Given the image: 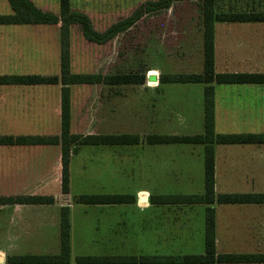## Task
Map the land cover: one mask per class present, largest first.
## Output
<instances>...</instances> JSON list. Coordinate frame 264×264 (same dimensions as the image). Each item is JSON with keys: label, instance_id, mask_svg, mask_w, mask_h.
Here are the masks:
<instances>
[{"label": "crops", "instance_id": "obj_1", "mask_svg": "<svg viewBox=\"0 0 264 264\" xmlns=\"http://www.w3.org/2000/svg\"><path fill=\"white\" fill-rule=\"evenodd\" d=\"M30 1L34 4L49 3L53 0ZM54 1L59 2V0ZM196 1L198 0L179 2ZM220 1L229 3L230 6V2L238 0H216L217 3ZM4 2L7 1L0 0V8L3 10H5ZM38 8L43 11L46 9L41 6ZM222 11L236 10L222 9ZM86 15L89 17L88 14ZM189 27L191 28L186 30V34H193L191 38L182 34L183 26L180 22H176L173 32L180 52L176 53L175 60H170L171 67L181 66L174 70H183L184 74H202L201 11L194 13V20L189 23ZM193 37L194 49L191 44ZM95 45L99 48L103 46ZM184 45H186L185 49L194 51V54L184 53L185 56H182ZM100 57H96L95 60H101ZM56 63L59 65L56 74H39L40 71L47 73L49 65L53 68ZM242 68L243 70H240ZM152 72H155L153 68L146 70L144 83L138 85L142 86V90L138 91L103 84L79 85L83 87L82 108L94 106L95 111L93 118L89 119L88 116L85 117L86 120L84 118L83 124H86L87 128L89 126V130L92 128L101 130L97 133L90 132L88 135H139L114 131L123 126L126 129L133 128L131 126L133 124H139L143 131L139 136L143 139L153 135L204 134L206 85L161 83L160 75L177 73L168 70L156 77ZM214 72L215 74L264 73V22H215ZM59 74V25H0V77L25 75L48 77ZM212 86L216 134L264 135V85L214 83ZM73 87L69 86L70 131H73L75 126L73 108L77 92ZM61 91L60 83L34 86L0 85V137L60 136ZM140 107L141 115L129 114V111L135 108L141 111L138 109ZM104 129L112 131L102 132ZM140 146H142L141 154L130 151ZM213 150L215 195L264 193V142L214 144ZM90 166L95 169V173H103L101 176L105 178L110 172V177L114 180L97 179V182L87 180ZM61 170L60 145H0V197L52 196L54 198L52 205L0 204V264H10L8 259L11 257L49 255L56 252L58 254L60 245L59 250L57 248L55 252L38 248L36 254L23 252L22 248L25 239L33 241L40 237L50 242V238L56 235L58 236L56 239L59 240L62 207L69 208L70 264H76L77 256L124 255L113 250L102 254L88 252L77 254L76 241L96 242L101 246L109 242L115 245L112 248L114 250L115 243L122 240L142 241L148 249L146 248V252L141 254H130L134 256L204 253V222L207 205L152 204L151 202L152 197L158 196L204 194V145L149 144L143 140L138 145L80 146L70 155V190L66 195L61 190ZM133 177L136 179L142 177L141 187L134 186ZM164 179H170L167 187L163 186ZM79 195H133L135 202L123 205L86 206L74 202V198ZM212 207L215 213L217 254L264 253V204L214 203ZM52 209L56 211L55 218L49 217L47 213ZM129 211L132 212V217ZM86 219L94 222L91 228L94 232L91 234L92 237L94 236L91 237L92 239L86 238L88 230H91L88 229ZM125 220L128 221L127 226L121 224ZM119 225L122 226L121 229ZM153 245L155 247L152 253L150 249Z\"/></svg>", "mask_w": 264, "mask_h": 264}, {"label": "trees", "instance_id": "obj_2", "mask_svg": "<svg viewBox=\"0 0 264 264\" xmlns=\"http://www.w3.org/2000/svg\"><path fill=\"white\" fill-rule=\"evenodd\" d=\"M12 11L0 15V25H57L60 42V74L58 76L25 75L0 77V85L23 86L62 84L61 93V134L60 136L0 137V145L18 146H61V190H70L69 163L71 153L80 146H125L138 145L143 140L149 144H201L204 145V187L203 195H168L152 197V204L207 205L205 209L204 253L201 255L177 254L162 256L134 255H87L77 256L76 264H264V253L217 254L215 243V213L212 205L217 204H264L263 194H219L214 192V144H239L264 142V135H218L214 130V91L212 84H261L264 73H223L214 72V23H261L264 11L223 12L216 0H201L203 31V72L202 74L160 75L161 83L205 84L204 88V134L197 136H147L139 135H77L70 131V89L71 85L103 84L105 86L142 85L145 74L116 73L110 75L71 73L70 35L71 27L79 26L83 38L93 44L104 45L117 34L130 28L151 8L168 9L174 1L158 0L146 3L134 11L127 19L111 25L105 32H97L90 18L81 12L71 10L70 0H59V12L53 14L36 7L30 0H6ZM148 10V11H147ZM157 10V9H156ZM81 205H123L135 202L133 195H79L74 198ZM52 205V196L0 197V204ZM60 250L55 255H24L11 257L10 264H70V221L69 208L60 209Z\"/></svg>", "mask_w": 264, "mask_h": 264}, {"label": "rangeland", "instance_id": "obj_3", "mask_svg": "<svg viewBox=\"0 0 264 264\" xmlns=\"http://www.w3.org/2000/svg\"><path fill=\"white\" fill-rule=\"evenodd\" d=\"M158 1V0H157ZM156 2L154 0L146 1V0H96V1H80L74 0L71 1V10L74 12H82L89 15L90 20L92 22L93 28L97 32H105L111 25L117 23L119 21L125 20L129 18L136 9L146 3ZM5 3V10L0 8V14L8 15L10 14V7L7 2ZM37 7L41 6L45 9L46 12H51L55 14L59 12V2L52 1L49 3H34ZM47 4V6H46ZM219 8L222 10H236L239 12H260L264 11V0H238L230 2H222L220 1L218 4ZM157 9V10H156ZM148 11V10H147ZM171 12L170 14L167 12ZM201 11V2L198 0L196 2H173L168 9H158L151 8L149 12H144L143 16L135 22L130 28L125 31L117 34L113 39L106 42L103 46H96L93 43L87 42L84 40L82 36V32L79 26H74L72 28V33L70 35L71 38V73L73 74H93L96 73L105 75L116 74V73H125V74H145L148 68H153L155 70L154 75L156 77L162 73L170 70L173 73H182L183 70L175 71L176 68H181V66L171 67L170 60H175L176 53L178 51V43L175 41V32L174 29L176 27V22L181 23L183 26L184 36H191L193 34H186V30L190 29L189 23L194 20V13ZM60 27V23L57 24ZM180 28V26H179ZM173 32V33H172ZM194 33V28H193ZM72 36V37H71ZM192 46L194 49V37L192 38ZM186 39L183 41V43ZM181 44V42H180ZM182 56L185 54L189 55L190 53L194 54V51L185 49ZM185 53V54H184ZM101 56V60L96 61L95 58ZM169 56V57H168ZM50 57V56H49ZM178 57V56H177ZM169 59V60H168ZM167 62V63H166ZM169 63V64H168ZM167 64V65H166ZM44 65V64H43ZM166 68L168 70H166ZM185 67H183L184 69ZM188 70V69H187ZM240 70H243L240 69ZM59 71V65L57 63L53 66L49 65L48 72L40 71L39 74H56ZM39 72V71H38ZM38 74V73H37ZM74 86L73 89L77 92L75 96V105L73 108V119H74V128L73 132L77 135L86 136L88 133L93 132L97 133L101 130L99 129H88L86 124L83 123L86 120V116L93 118L95 115L94 106L82 108V88L81 86ZM119 89H134L135 91L142 90V86H120ZM137 108V107H136ZM130 110L129 114H142L141 107L138 108L141 111ZM87 114V115H86ZM85 118V120H84ZM88 121V120H87ZM89 122V121H88ZM94 125V124H92ZM133 128H125L120 127V129L114 130L115 132L122 133H133L142 135L143 131L139 124L131 125ZM139 126V127H138ZM86 128V129H85ZM139 128V129H138ZM112 130L104 129L102 132H110ZM72 133V134H73ZM134 154H141L142 146L135 147L130 149ZM96 165V164H95ZM90 168V170H89ZM87 180L97 182V179L100 181H113L114 178L110 177L111 173L108 172L105 177H102L103 173H95V169L93 167H89ZM133 184L134 186L141 187L143 184L142 177L136 179L135 177ZM85 179V180H86ZM165 184L163 186H168L170 179H164ZM180 183V182H179ZM79 185L78 182H76ZM121 187H124L123 184H120ZM161 186V185H160ZM88 187V186H87ZM104 190V188H103ZM88 192V191H84ZM48 215L56 217L54 215L56 213L55 210H48ZM130 217H132V212L129 211ZM86 224L89 226L88 229H91L94 226V222L92 220L87 221ZM121 224L124 226L128 225V221L125 220ZM130 224V223H129ZM116 226V223H115ZM121 229L122 226L119 225ZM93 229L88 230L86 234L87 239H92L91 234H93ZM58 236H53L50 238V242H46L42 240L40 237L38 240L30 241V239L23 242L24 248H22L23 252H31L32 254H36L38 248H46L50 249L52 252L59 250V240L56 239ZM92 237V238H91ZM168 238V237H166ZM116 244V249H112L115 245L113 243H103L101 246L100 243L96 242H75V248L77 254H82L81 252H88L93 254H102V253H110L117 252L118 254H141L142 252H146V248L148 247L143 244L142 241L134 240V241H126L122 240ZM154 244V243H151ZM158 244V243H157ZM152 246L150 249L153 253ZM184 250V249H183ZM49 254V253H47ZM57 254L50 253L49 255Z\"/></svg>", "mask_w": 264, "mask_h": 264}]
</instances>
